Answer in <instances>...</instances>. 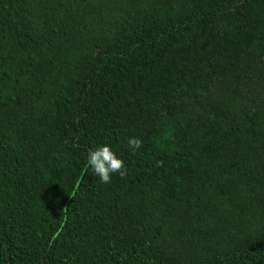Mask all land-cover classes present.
I'll return each mask as SVG.
<instances>
[{
	"label": "trees",
	"instance_id": "trees-1",
	"mask_svg": "<svg viewBox=\"0 0 264 264\" xmlns=\"http://www.w3.org/2000/svg\"><path fill=\"white\" fill-rule=\"evenodd\" d=\"M0 264H264V0H0Z\"/></svg>",
	"mask_w": 264,
	"mask_h": 264
},
{
	"label": "clouds",
	"instance_id": "clouds-1",
	"mask_svg": "<svg viewBox=\"0 0 264 264\" xmlns=\"http://www.w3.org/2000/svg\"><path fill=\"white\" fill-rule=\"evenodd\" d=\"M142 143L139 138H128L127 140L132 154L142 147ZM86 167L91 170L94 176L98 177L102 184L110 183L113 174L118 173L120 178L127 174L124 161L118 158L108 145L90 149L87 153Z\"/></svg>",
	"mask_w": 264,
	"mask_h": 264
}]
</instances>
